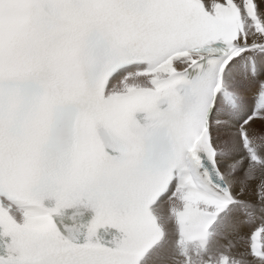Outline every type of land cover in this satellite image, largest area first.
Instances as JSON below:
<instances>
[{
  "label": "snow or ice",
  "instance_id": "snow-or-ice-1",
  "mask_svg": "<svg viewBox=\"0 0 264 264\" xmlns=\"http://www.w3.org/2000/svg\"><path fill=\"white\" fill-rule=\"evenodd\" d=\"M0 264H264V0H0Z\"/></svg>",
  "mask_w": 264,
  "mask_h": 264
}]
</instances>
